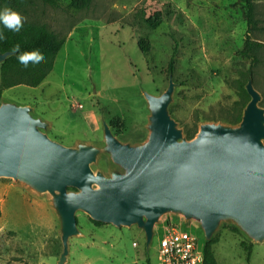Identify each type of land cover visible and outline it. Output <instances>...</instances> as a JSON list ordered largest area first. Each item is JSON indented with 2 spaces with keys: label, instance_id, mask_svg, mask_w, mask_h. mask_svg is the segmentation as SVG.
<instances>
[{
  "label": "rangeland",
  "instance_id": "rangeland-1",
  "mask_svg": "<svg viewBox=\"0 0 264 264\" xmlns=\"http://www.w3.org/2000/svg\"><path fill=\"white\" fill-rule=\"evenodd\" d=\"M252 1L257 28L251 32L238 0H92L80 10L70 8V0L8 6L23 17V30L43 27L65 42L37 87L2 89L0 99L33 106L34 116L51 123L48 137L65 146L100 142L101 115L120 140L137 143L148 132L142 92L161 94L171 71L170 113L185 134L203 121L236 124L226 118L243 102L234 81L239 74L252 73L264 108V0ZM143 8L163 12L155 29L138 15ZM247 37L261 45L256 55L241 53ZM98 168L107 172V159L92 166ZM76 219L82 235L69 240L68 264H157V234L146 251L135 226L95 224L81 212ZM190 230L202 245V231L196 224ZM214 238L217 264H264V243L251 244L225 226ZM61 250L48 196L1 178L0 264H57Z\"/></svg>",
  "mask_w": 264,
  "mask_h": 264
},
{
  "label": "water",
  "instance_id": "water-1",
  "mask_svg": "<svg viewBox=\"0 0 264 264\" xmlns=\"http://www.w3.org/2000/svg\"><path fill=\"white\" fill-rule=\"evenodd\" d=\"M11 51L0 52L1 65ZM249 100L236 124L203 121L188 138L170 113L176 82L170 71L159 95H142L149 110L141 142L120 140L101 115L102 140L65 146L51 140V123L34 107L0 99V179L48 196L68 264L69 240L81 236L76 214L117 228L135 226L149 250L169 216L194 223L210 242L233 226L251 244L264 243V108L249 78ZM107 159L108 171L92 169Z\"/></svg>",
  "mask_w": 264,
  "mask_h": 264
},
{
  "label": "trees",
  "instance_id": "trees-1",
  "mask_svg": "<svg viewBox=\"0 0 264 264\" xmlns=\"http://www.w3.org/2000/svg\"><path fill=\"white\" fill-rule=\"evenodd\" d=\"M24 0H0L2 5L6 7H12V5H20ZM44 4L51 6L57 5V0H41ZM92 0H70L69 7L72 9L80 10L86 9L90 6ZM238 3L241 6L242 16L246 23L248 32L255 30L257 28V19L255 18V6L252 0H238ZM5 8V7H4ZM140 14L141 20L150 28L155 29L161 22L163 17V12L161 10H154L146 12L143 8L138 11ZM0 31L3 32L4 39L0 40V52L10 51L12 46L19 44L21 48L20 54H31L33 52H40V54L45 58V62L39 67L33 68L29 67L27 71H24L17 64V54L10 56L2 65H1V84H0V98L2 89L15 87L18 85H26L29 87H37L48 75L53 66V61L56 57V54L63 46L65 39L58 38L56 34L52 32H47L45 28H33L27 30H21L19 33H12L10 29L0 25ZM261 48V45L251 41L247 37V40L244 44L241 53L246 56L257 54V50ZM254 58V57H253ZM171 68V65H170ZM249 78H252L253 75L251 72H248L244 75L239 74L234 81L237 82V88L244 95V98L248 99V95L244 89V85ZM243 98V102L240 106L237 107V113L226 118V121L231 123H238L241 119L242 110L246 104V101ZM186 135L188 138H191L196 133V130H186ZM91 220V219H90ZM92 221V220H91ZM95 224L102 223L92 221ZM225 228H228L236 233H239L238 230L233 226L224 225ZM216 243V238H213L210 242L205 243L203 241V263L202 264H217L216 258L212 246ZM248 257L250 255V250H248Z\"/></svg>",
  "mask_w": 264,
  "mask_h": 264
},
{
  "label": "built area",
  "instance_id": "built-area-1",
  "mask_svg": "<svg viewBox=\"0 0 264 264\" xmlns=\"http://www.w3.org/2000/svg\"><path fill=\"white\" fill-rule=\"evenodd\" d=\"M193 225L169 216L161 221L155 229V235H158L157 264L203 263V244L190 230ZM132 246L137 247V244L133 242Z\"/></svg>",
  "mask_w": 264,
  "mask_h": 264
},
{
  "label": "clouds",
  "instance_id": "clouds-1",
  "mask_svg": "<svg viewBox=\"0 0 264 264\" xmlns=\"http://www.w3.org/2000/svg\"><path fill=\"white\" fill-rule=\"evenodd\" d=\"M23 17L12 8L5 7L0 9V25L12 30L15 33H19L23 28ZM4 39L3 32L0 31V40ZM12 54H17V64L24 71H27L29 67H39L45 62V58L36 51L31 54H20L21 48L19 44H15L11 48Z\"/></svg>",
  "mask_w": 264,
  "mask_h": 264
}]
</instances>
